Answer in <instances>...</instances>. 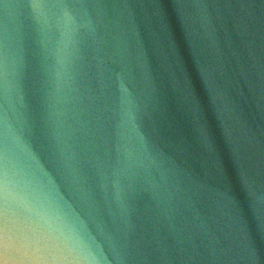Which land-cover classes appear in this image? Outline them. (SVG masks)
Listing matches in <instances>:
<instances>
[{"label": "water", "instance_id": "1", "mask_svg": "<svg viewBox=\"0 0 264 264\" xmlns=\"http://www.w3.org/2000/svg\"><path fill=\"white\" fill-rule=\"evenodd\" d=\"M0 264H264V0H0Z\"/></svg>", "mask_w": 264, "mask_h": 264}]
</instances>
